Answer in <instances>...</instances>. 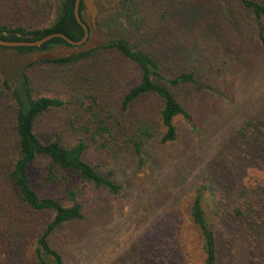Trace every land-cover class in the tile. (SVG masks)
<instances>
[{"label": "trees", "instance_id": "trees-1", "mask_svg": "<svg viewBox=\"0 0 264 264\" xmlns=\"http://www.w3.org/2000/svg\"><path fill=\"white\" fill-rule=\"evenodd\" d=\"M114 1L117 11L95 23L97 30L116 24L119 36L66 58L26 61L14 86L0 71V264H85L94 254L91 236L111 209L107 201L132 187L121 177L126 161L133 162L132 176L153 191L135 214L119 207L117 219L120 226L139 222L135 228L142 231L112 258L104 250L96 264H187L186 244L200 253L201 264H219L218 229L225 219L264 242V218L257 219L264 187L240 185L247 164L264 168V106L226 139L214 138L237 75L262 70L254 61L264 53V1ZM73 3L0 0V40L33 42L59 33L78 41L83 30ZM62 45L69 46L55 35L0 50L29 58ZM253 47L256 59L248 54ZM83 59L81 70L68 69ZM37 65L50 69L44 82L61 78L67 88L48 93L52 89L38 83ZM118 82V92L109 94ZM55 118L63 127L57 136L37 132ZM170 147L178 162L197 163L164 205L155 198L162 189L152 172Z\"/></svg>", "mask_w": 264, "mask_h": 264}, {"label": "rangeland", "instance_id": "rangeland-1", "mask_svg": "<svg viewBox=\"0 0 264 264\" xmlns=\"http://www.w3.org/2000/svg\"><path fill=\"white\" fill-rule=\"evenodd\" d=\"M93 3L96 8L95 20L99 21L101 18L109 16L111 13L113 14V12L117 11V4L114 0H93ZM52 17L53 14L51 12L44 25H48L51 22ZM103 23L106 22H101V24ZM107 27L110 29H105ZM101 28L104 30L99 29L98 32L102 39L100 38L99 40L97 38L95 43L106 40L107 38H111L113 36H119L118 27L116 24L110 23L108 26ZM256 52V48L253 47L252 51H248V54L255 55L256 57L253 59H256L258 56H260L259 60L254 62H259L258 66L262 70L255 74L252 72H245L248 74H245L244 77H242L243 73L237 75L236 80L234 81L235 95L226 104L227 106L221 109L220 118H218L216 121V124L218 125L222 122V120H226L221 126H217V129L214 133L215 140L226 139L229 131L239 125L246 115H249L253 110L260 109V107L264 106V53L258 55ZM35 60L36 59H34V55L28 58L17 55L15 52L10 50H0V71L5 76L10 86H14L16 85L19 78V68L23 66L26 61ZM254 62H250V64L253 63L254 65ZM86 64L87 60L83 59L73 63V66L68 69H74L77 72L86 66ZM99 67L102 68V66ZM47 70H50L47 66H36L34 71H39L40 74L38 83L43 88H48L49 86L52 90L48 91V93L54 92L56 94H60V92H62L65 87L67 88V84H63V82L60 80L61 78L56 77L55 79L51 80V82H44L42 78L47 76ZM63 71L64 72H60V74L66 73L67 68H65ZM119 84L121 85V82H118L115 87L112 86L109 94L117 93L119 90L118 87L120 86ZM233 107H237L235 108L237 109V112H234L235 114L230 115L228 111ZM54 120L55 121H53L51 124H44L42 128H38L37 132H39V134L44 137L57 136L58 133L62 131L63 127L61 126V122L58 118H55ZM178 144H180V142ZM174 149L176 150V148L170 147L166 150V152L164 151L167 160L162 162L160 165L161 167H159L155 172H152L158 175L156 178V185H159L162 189L159 196H156L155 198L160 199L164 205L167 203V201L177 196V192H180L184 183L183 182L181 184L180 180H188L190 176L194 174V167L197 163L195 159L192 160L187 158H183L182 161L178 162L174 159ZM197 153L200 155V152ZM90 155L93 156L94 153H91ZM180 163L183 165L182 167H180ZM123 168L124 171L122 172L121 177L126 181L130 180L129 182L132 184V187L130 186V188L127 189L124 194L121 195V197H118L115 200L107 201L108 207L111 209L108 210V216L101 220V227L99 230L91 236L93 240L92 252L94 254L91 255L93 258L89 257L85 264H96L95 257L99 256L100 254H104V250H108V252H110L108 257L112 258L120 249V247L122 248L126 243H130L133 237L142 231H140L138 227L135 228V225L139 222L131 226H120V223L117 219L118 211L121 209L119 207H124L123 212H121L122 214H125L126 212L127 214H135L138 212L141 202L149 198V194L153 191V188L149 182L143 181L144 183H140L139 180L135 179L138 177L132 176L133 162H124ZM243 172L244 174L242 173L240 185L245 183L246 186L249 185L248 188L251 186L256 188L264 187V168H262L260 164H247ZM138 174L141 175L139 172ZM185 196L187 199L189 198V194H184L182 198H185ZM231 203H229V205ZM161 209V206H156L154 214L158 215ZM120 211H122V209ZM181 212L187 216L188 210L184 207L181 209ZM262 218H264V212H262L261 215L257 217L258 220ZM256 221H253L252 223ZM261 221H259V223L263 228L264 224H262ZM188 222L189 221L187 220V223ZM235 222L236 221L232 219H225L222 223L223 225L221 227L219 226L218 230L220 231V240L217 246L218 263L264 264V242H261V239H253L252 236L246 235L244 232L245 229L239 228L238 224L236 225ZM225 236L231 237V242H229V244H227V239L225 240ZM180 241L183 242L181 239ZM186 246L190 252L188 256L190 258H188L187 264H201L200 253L198 251H191L194 246H191L190 244H186Z\"/></svg>", "mask_w": 264, "mask_h": 264}, {"label": "water", "instance_id": "water-1", "mask_svg": "<svg viewBox=\"0 0 264 264\" xmlns=\"http://www.w3.org/2000/svg\"><path fill=\"white\" fill-rule=\"evenodd\" d=\"M78 4L79 0H74L73 3V17L75 21L82 27L83 30V36L78 41H71L67 37H65L62 34L55 33L47 35L39 40L33 41V42H7L0 40V45L3 46H16V45H39L43 41L47 40L51 36H60L63 38L66 43L69 44V46H58L55 48L50 49L47 52L38 53L34 55V59H43V60H54V59H61L66 58L73 54H78L81 52H85L90 50L94 44L96 39L98 38L100 40L101 35L99 34L96 23H95V14H96V8L93 3V0H81L82 9L78 10ZM85 18H84V16ZM79 16H81L86 24L82 23ZM88 32L90 34L89 39H87ZM102 39V38H101Z\"/></svg>", "mask_w": 264, "mask_h": 264}]
</instances>
